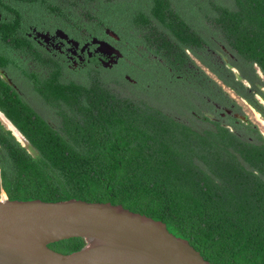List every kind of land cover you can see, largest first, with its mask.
Segmentation results:
<instances>
[{"label": "trees", "instance_id": "trees-1", "mask_svg": "<svg viewBox=\"0 0 264 264\" xmlns=\"http://www.w3.org/2000/svg\"><path fill=\"white\" fill-rule=\"evenodd\" d=\"M22 1L28 22L57 17L90 29L100 22L130 41L141 54L129 59L146 66L131 87L146 95L112 89L133 67L52 70L36 58L41 71L20 68V76L42 112L0 78V111L24 143L0 120L7 198L121 205L163 222L211 264H264V136L250 122H209L201 110L240 109L228 88L264 120L256 100L264 99L257 74L264 77V0ZM201 20L225 50L208 49L212 34ZM85 245L49 244L62 254Z\"/></svg>", "mask_w": 264, "mask_h": 264}, {"label": "water", "instance_id": "water-1", "mask_svg": "<svg viewBox=\"0 0 264 264\" xmlns=\"http://www.w3.org/2000/svg\"><path fill=\"white\" fill-rule=\"evenodd\" d=\"M0 117L23 142L1 111ZM71 238H80L86 245L69 254L49 246ZM0 264L211 263L189 240L167 230L163 222L121 205L78 199L50 202L6 198L0 201Z\"/></svg>", "mask_w": 264, "mask_h": 264}, {"label": "flooded vegetation", "instance_id": "flooded-vegetation-1", "mask_svg": "<svg viewBox=\"0 0 264 264\" xmlns=\"http://www.w3.org/2000/svg\"><path fill=\"white\" fill-rule=\"evenodd\" d=\"M23 4L22 0H0V58L3 62V66H0V78L20 97L30 98L33 96L29 90L25 89V82L20 76V68L26 69L29 73H39L42 67H40V63L36 62V58L44 59L52 70H56L60 65L64 71H73L82 69L87 64H95L104 70L121 69L128 66L138 71L146 69V66H141L135 60L129 59L131 52L137 55L141 54L136 48H133L130 41L121 39L118 32L100 24V22L91 29L83 23L75 25L67 19L57 20V17L38 23L28 22L25 19ZM202 25L212 34L211 42L206 44L208 49H216L221 46L225 50V46L221 45L222 43H219L215 36L216 28L212 23L203 21ZM190 55L196 64L200 63L198 65L204 71L209 72L191 52ZM156 58V56H152L153 61ZM156 66L159 65L156 64ZM233 71H237V69L233 68ZM257 74L261 75L259 70ZM123 76L130 86L137 84V79L131 78L125 73ZM173 77H169L166 81L169 80L168 82L171 83ZM176 78L179 79L180 76H176ZM243 81L246 86H249V82ZM234 93L236 94V92ZM245 101L247 100L245 99ZM208 102L211 103L210 100ZM247 103L249 102L247 101ZM212 105L215 108L213 111L207 107L201 109L203 117L209 122L220 121L222 124H228L233 119L235 122L238 120L250 122L245 120L240 109L235 108L234 105L229 108L219 107L216 103H212Z\"/></svg>", "mask_w": 264, "mask_h": 264}, {"label": "rangeland", "instance_id": "rangeland-1", "mask_svg": "<svg viewBox=\"0 0 264 264\" xmlns=\"http://www.w3.org/2000/svg\"><path fill=\"white\" fill-rule=\"evenodd\" d=\"M198 64L200 65V63H198ZM205 71L207 72V70H205ZM207 73H208V75L210 77L213 78V76H212L211 73H209V72H207ZM125 75H129L131 78H134V79H137L138 78V74H137L136 70H134L133 72L125 73ZM259 76L261 77L262 80H264V77L262 75L259 74ZM67 77H69V76H67ZM112 89L116 93H118V94H120L122 96H125V97H130V98L134 97V98H139L140 99L142 97H145V95H146L144 92L138 93V91L135 90L134 87H131L130 84L127 83L124 80V76H123V83H121L119 86H115V87L112 86ZM226 91L232 97H234L235 98V101L240 105L241 115H243V117L245 118V120H248L252 124H254L258 128V130L262 134V136H264V121L262 120L261 116L249 105V103H247V101H245L244 98L239 97L238 95H236L234 93V91H230L228 88H226ZM29 99H30L29 101L32 104V106H35V108L38 109L39 111L45 112V109L40 105V103L38 102V100H36V98L30 97ZM256 100L260 104H262V106L264 107L263 99L260 96H256ZM0 120L3 122V124L8 129L9 127L2 120V117H0ZM20 141L22 142L21 139H20Z\"/></svg>", "mask_w": 264, "mask_h": 264}, {"label": "built area", "instance_id": "built-area-1", "mask_svg": "<svg viewBox=\"0 0 264 264\" xmlns=\"http://www.w3.org/2000/svg\"><path fill=\"white\" fill-rule=\"evenodd\" d=\"M6 198H7V196H6V194H4V192L1 188V184H0V201H3Z\"/></svg>", "mask_w": 264, "mask_h": 264}]
</instances>
